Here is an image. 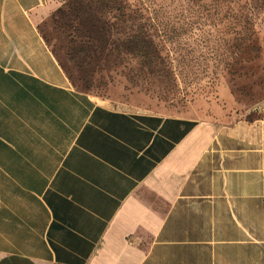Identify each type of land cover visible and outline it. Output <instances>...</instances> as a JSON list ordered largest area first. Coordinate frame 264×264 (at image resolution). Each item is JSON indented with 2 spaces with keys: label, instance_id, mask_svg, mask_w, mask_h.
Here are the masks:
<instances>
[{
  "label": "crops",
  "instance_id": "obj_1",
  "mask_svg": "<svg viewBox=\"0 0 264 264\" xmlns=\"http://www.w3.org/2000/svg\"><path fill=\"white\" fill-rule=\"evenodd\" d=\"M52 0H0V264H264V137L77 90Z\"/></svg>",
  "mask_w": 264,
  "mask_h": 264
},
{
  "label": "rangeland",
  "instance_id": "obj_2",
  "mask_svg": "<svg viewBox=\"0 0 264 264\" xmlns=\"http://www.w3.org/2000/svg\"><path fill=\"white\" fill-rule=\"evenodd\" d=\"M82 1L93 21L67 19L70 0H52L38 24L77 90L161 115L259 120L264 137V0ZM93 24L103 42L90 49L105 48L85 58L75 48ZM146 42L167 65H147Z\"/></svg>",
  "mask_w": 264,
  "mask_h": 264
},
{
  "label": "trees",
  "instance_id": "obj_3",
  "mask_svg": "<svg viewBox=\"0 0 264 264\" xmlns=\"http://www.w3.org/2000/svg\"><path fill=\"white\" fill-rule=\"evenodd\" d=\"M82 0H70V4H69V6H70V9H71V12L69 13V15L67 16V19H71L72 18V16L74 17V18H78L79 17V15H80V13H87V15H86V17L84 18V19H89V20H91V21H93L94 20V18H96V16H95V14H94V12H90L89 11V9L88 10H86V9H83L84 7H86V5H88L86 2H84L83 3V1L81 2ZM90 6V5H89ZM107 26H109V24L107 25ZM104 28V27H103ZM102 28V29H103ZM77 32H79L80 31V29L79 28H76L75 29ZM97 31H98V29L96 28V26H94V24L93 25H91V26H89V28H88V31H87V33L85 34V37L87 38L86 40L87 41H84L83 42V40H81L80 42H79V46H78V48H75V50H76V53H78V54H83V56L85 57V58H91V57H94V56H96V55H98V56H100L101 54H102V49H104L105 47H100V45H98V47L100 48L98 51H93L92 49H90L92 46H94L95 45V43L96 44H102V39H100L99 41L97 40V42H95L94 43V40H95V32L97 33ZM43 36V35H42ZM43 38L45 39V37L43 36ZM45 41L47 42V40L45 39ZM105 43H107V42H105ZM47 44H48V42H47ZM49 45V44H48ZM146 45L150 48V50H151V54H150V56L151 57H148V58H146V61H147V65L148 66H153V65H155L156 63H158V64H165V65H167L168 64V60H164L163 58H160L159 56H158V54H156V51L158 50V48H157V46H156V44H153V43H148V42H146ZM53 51V50H52ZM92 51V53H90ZM54 53V52H53ZM93 54V55H92ZM72 58H73V56H71ZM60 63V62H59ZM170 63V62H169ZM60 65H61V67H62V69L66 72V69L64 68V66L60 63ZM77 66L78 67H82V65L80 64V62H78L77 63ZM164 69V68H163ZM158 70V69H157ZM156 70V71H157ZM158 71H160V70H158ZM164 71H166V70H164ZM67 74V73H66ZM69 77V76H68ZM70 79V78H69Z\"/></svg>",
  "mask_w": 264,
  "mask_h": 264
}]
</instances>
